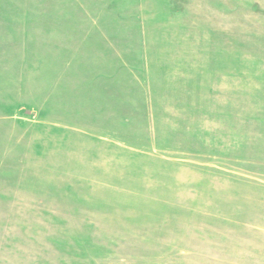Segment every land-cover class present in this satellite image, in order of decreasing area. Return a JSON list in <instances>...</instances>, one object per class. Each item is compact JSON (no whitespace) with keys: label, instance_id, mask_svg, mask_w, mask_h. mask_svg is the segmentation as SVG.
<instances>
[{"label":"rangeland","instance_id":"1","mask_svg":"<svg viewBox=\"0 0 264 264\" xmlns=\"http://www.w3.org/2000/svg\"><path fill=\"white\" fill-rule=\"evenodd\" d=\"M254 176L264 0H0V264H264Z\"/></svg>","mask_w":264,"mask_h":264},{"label":"crops","instance_id":"2","mask_svg":"<svg viewBox=\"0 0 264 264\" xmlns=\"http://www.w3.org/2000/svg\"><path fill=\"white\" fill-rule=\"evenodd\" d=\"M260 175V174H258ZM256 181L258 180L259 182H254L255 186L252 187V191L250 190L247 194V196H243V201L247 200V204L246 206H248L247 208L245 207L243 209V213L242 214H248V215H252L253 219H252V231H253V235L252 238L256 241L260 240L261 238L264 239V233H261V231L264 232V191H260V188H262L263 185H258L257 183H263L264 182V176H254L253 177ZM250 185V184H249ZM239 188V187H238ZM254 188L257 189V191H253ZM253 194V195H252ZM250 201V203H249ZM262 209V210H261ZM261 211H263L261 213ZM245 212V213H244ZM262 214V215H261ZM264 245V244H263ZM264 248V246H262ZM257 248V246L255 247ZM256 251V250H255ZM255 256H259L258 253H254ZM264 256V255H263Z\"/></svg>","mask_w":264,"mask_h":264}]
</instances>
